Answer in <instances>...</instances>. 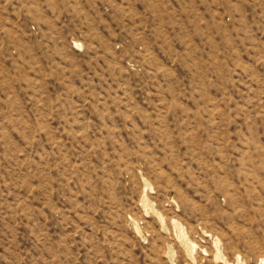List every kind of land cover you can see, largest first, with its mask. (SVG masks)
Listing matches in <instances>:
<instances>
[{
    "label": "rangeland",
    "instance_id": "374dc122",
    "mask_svg": "<svg viewBox=\"0 0 264 264\" xmlns=\"http://www.w3.org/2000/svg\"><path fill=\"white\" fill-rule=\"evenodd\" d=\"M0 264H264V0H0Z\"/></svg>",
    "mask_w": 264,
    "mask_h": 264
}]
</instances>
